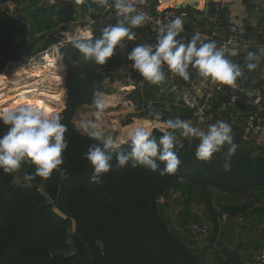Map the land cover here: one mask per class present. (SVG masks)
<instances>
[{
	"label": "trees",
	"instance_id": "trees-1",
	"mask_svg": "<svg viewBox=\"0 0 264 264\" xmlns=\"http://www.w3.org/2000/svg\"><path fill=\"white\" fill-rule=\"evenodd\" d=\"M26 6L20 12L23 17L24 12H33L31 35L34 32L46 34L56 26L49 13L45 14L50 7L39 8L37 2L28 0ZM3 23L0 72L6 61L40 52L51 42L48 35L45 38L39 34L27 47L24 42H18L23 26L15 37L10 18L5 17ZM101 30L94 33V38L100 36ZM120 58L113 56L106 65L111 69ZM65 64L66 99L59 113L68 128L65 134L68 148L63 154L65 164L61 166L65 171L54 172L47 181L37 178L31 182L32 186H18L15 181L33 168L22 165L16 174H4L0 170V264H204L192 253L182 233L169 229L159 200L178 190L180 183L255 200V191L264 192V146H249L241 137L234 139L239 149L233 158L232 171L226 173L223 159H217L218 154H214L212 164L199 162L195 157L199 141L181 138L185 147L179 152L182 164L176 175L160 177L158 172L143 167L125 168L107 174L102 187H90L93 168L82 157L90 144L101 141L94 140L91 132L77 130L73 119L80 107L92 105L96 91L103 92L113 83V78L98 74L94 62L84 61L71 49ZM106 76L108 85L103 84ZM219 95L217 102L211 98L206 103L204 118L221 114L226 94ZM145 97L143 91L136 89L129 93V98L140 108ZM242 98L240 102L244 104L246 100ZM234 111L244 120L245 129L250 109ZM176 117L191 120L196 125L200 116H194V111L183 105L176 115H162L161 121ZM132 118L152 119L149 110L142 109L121 122V126L130 125ZM6 131V126L0 123V136ZM153 134L158 138L162 133L153 129ZM53 206L65 216H58ZM151 211L153 215H149Z\"/></svg>",
	"mask_w": 264,
	"mask_h": 264
},
{
	"label": "clouds",
	"instance_id": "clouds-1",
	"mask_svg": "<svg viewBox=\"0 0 264 264\" xmlns=\"http://www.w3.org/2000/svg\"><path fill=\"white\" fill-rule=\"evenodd\" d=\"M86 0H76L84 4ZM99 7L115 10L116 22L101 30L94 38L90 30L83 31L73 40V46L84 61L104 66L117 53L124 54L129 42L138 40L134 29L143 26L146 14L138 9L143 0H94ZM257 3L260 0H256ZM89 12L94 9L89 8ZM184 20L177 16L160 29L155 42L138 43L126 52L130 67L139 73L142 80L152 86L166 85L167 74L175 75L187 81L190 68L202 78L204 84L219 87H238V81L244 75L240 64L230 59L229 52L217 45L215 41L203 40L198 35L184 38ZM246 68L256 70L264 62V45L255 51L245 46ZM107 76L103 80L108 85ZM164 87L160 88L163 92ZM175 90L174 88L172 89ZM96 116L102 117L105 107L103 93H95ZM149 116L156 122L155 127L162 133L158 138L153 134V127L142 123L133 127L127 134V140L117 141L112 136L94 134L93 139L101 141L92 143L83 154L93 168L89 185L103 186L111 171H123L125 168L143 167L160 177L174 176L182 164L180 150L186 140H198L195 149L197 161L212 164L214 154L223 159V170L228 173L233 168V158L239 145L234 141L231 125L226 121H216L206 128L194 125L191 120H165L162 124L159 112H150ZM0 123L7 131L0 136V170L4 174H16L22 165L34 170L24 173L27 183L47 181L54 172L65 171L64 153L68 148L66 139L67 125L61 116L42 109L39 105L27 101L11 107L0 109ZM204 123L203 115L199 124ZM127 144V147H123ZM161 164L163 167H161Z\"/></svg>",
	"mask_w": 264,
	"mask_h": 264
},
{
	"label": "crops",
	"instance_id": "crops-1",
	"mask_svg": "<svg viewBox=\"0 0 264 264\" xmlns=\"http://www.w3.org/2000/svg\"><path fill=\"white\" fill-rule=\"evenodd\" d=\"M22 1L23 2L17 0L14 2L15 8L13 7V9L15 11H22L27 7L26 0ZM178 1L183 2L185 0ZM8 5L11 6L10 3ZM197 5L196 8H186L188 18L184 20V24L187 23L190 26L203 29L216 28L224 34L227 24L233 22L240 27L243 43L249 50L255 51L259 45H264V38L257 32L264 19V0H260L259 3H257L256 0H223L222 10L220 12V15L223 17L221 20H217V14L210 12L207 14L204 13L205 0H197ZM37 6L39 8L42 7L38 2ZM2 7L4 8L6 6L3 5ZM89 8L94 9V11L89 12ZM99 9L100 7L94 0H86L84 4H77L76 1H73L72 3L61 2L58 5L50 6L48 10L50 12L49 16H51L52 21L56 23L54 28L46 32L48 35L47 39H51L50 44L55 41V38H59L62 34L73 32L78 27L87 23L88 20L93 19L97 15ZM32 13L24 12V17L22 13L23 28L21 29V35L18 37V42H24L27 47L31 43L30 38L32 35L30 34V28L33 24L30 15ZM216 21H219V24L221 23L220 25L223 26V29L218 27ZM224 21H227V24L224 23ZM11 23L13 27L12 20ZM3 24L4 23H2V26ZM105 26L107 25L91 28L92 36L94 37V33L103 29ZM143 28L144 27L141 26L140 28L134 29V31H136L137 34H141ZM0 31H3V27H0ZM39 34L40 33H38V37ZM184 38L186 40L188 39L186 35H184ZM70 49L72 51H77L74 46ZM127 50L131 51L129 47H127L125 51ZM34 53H36V51L28 55H33ZM26 56L27 53L23 54L18 60L6 62L18 64V62ZM114 56H119L121 58L117 62L115 61L111 69L107 65H97L95 68L98 74H101L99 71L103 67L106 69L105 74L113 78V83L110 86H114L115 83H117L116 79L121 73L129 74L131 71V62L127 60L126 55L124 56V54L117 50ZM245 56V48L231 49L230 51V59L240 64L244 69L242 79L246 87L245 96L264 108V62H261L256 70L249 71L245 66ZM238 60L240 62H237ZM62 67H64L63 77L65 79L67 66L64 63ZM189 71V80L185 81L178 77L170 89H167L166 85L152 86L143 80V87L137 90L143 91L146 94L144 101L151 100L153 102L149 113L159 112L161 116L176 115V111L181 109L184 105L183 99L192 100L198 105L203 104L204 93L209 84H204L202 78L194 69L190 68ZM161 87L165 88L163 92L160 91ZM173 88L175 89L174 91L172 90ZM124 89L127 88L125 87ZM124 89L122 90L124 91ZM175 91H178V93H175ZM225 91L226 86L219 87L213 85V93L211 96L213 102L218 101L219 94L222 93L225 96ZM104 92L105 90L102 92L104 104L105 102L117 103V105L120 104L119 95L115 93L105 94ZM129 93L124 96L127 97L128 100L131 99L129 98ZM63 98L66 99V90L65 93H63ZM242 99L246 100L244 96ZM131 101L135 102L132 99ZM64 103L65 101H63L62 110L64 108ZM90 108L91 105L80 107L74 119L83 112L84 115L82 116L84 120H86L87 113H85V110ZM126 108L128 109L127 106ZM203 112L204 109L201 113L195 115L194 111V116H200ZM94 118V126L90 127V129H92H89V131L92 132L93 130L99 129L103 133L110 134V132H112L113 138L117 141L126 140L129 132L127 128L130 126H138L145 123L146 120L152 122L153 129L159 130V128L155 127L156 122L153 118H132V123L125 127L121 126V120H123L124 115L115 116L110 119L109 122L105 121L103 124L104 127H100L104 117L98 118L95 115ZM74 119L73 122H75ZM219 120L226 121L231 125L234 139L241 137L249 146H264V128L258 131L246 132L244 127H242V122H244V120L241 121L234 110L221 112V114L216 113L209 115L207 118H204L203 124H199L198 120L196 125L206 128L209 124ZM159 123L162 124L163 122L160 120ZM178 187V190L169 192L163 199L159 200V206L167 215L173 212L176 213L175 217L171 216V219H167L169 229L182 233L192 253L204 264L251 263L255 254L264 246V192L260 190L255 191L254 196L256 199L254 200L248 196L238 197L227 193H220L212 188L191 187L184 183H180ZM198 209L199 212H197ZM193 225L207 227L206 235L192 230L191 227Z\"/></svg>",
	"mask_w": 264,
	"mask_h": 264
},
{
	"label": "built area",
	"instance_id": "built-area-1",
	"mask_svg": "<svg viewBox=\"0 0 264 264\" xmlns=\"http://www.w3.org/2000/svg\"><path fill=\"white\" fill-rule=\"evenodd\" d=\"M15 1L17 0H5L4 2L0 0V21L4 20L5 17L11 18L14 29L18 31L22 27L23 18H22V13L20 11L17 10L15 11L13 9V7L15 8V4H14ZM28 1L38 2L40 4L42 3L45 6L50 7V6L58 5L61 2L72 3L73 1L76 0H28ZM9 3L11 6L8 5ZM180 3L181 2L178 0H143V3H138V9L146 14V20L143 24L144 27L143 32H141V34H137L138 40L134 42H129L128 47L132 49V47H134L135 44L138 43L155 42L156 36L160 32V29L163 28L168 23H170L177 16H181L183 20H186L188 18V12L186 8L185 9L175 8V6L179 5ZM3 5H5L6 7L3 8L2 7ZM115 22H116L115 10L106 7H100L97 15L93 19L88 20L87 23H85L81 27H78L75 31L62 34L59 38H55V41L51 43L49 46H47L44 50L34 53L33 55L26 56L28 58L27 63H24L20 60L18 64H20L21 68L25 70H30L31 68H40V67L42 69L48 68L54 70V67H57L59 65H64L68 52L70 51V48L73 47L72 42L79 34H81L83 31L86 30L91 31V28L93 27L109 25ZM184 29H185L184 35H186L188 39H190L193 35H198L201 37V39L205 41L207 40L215 41L218 46L224 47L229 52V54L231 49L245 48L241 36L242 31L240 27L234 24L233 22L227 24L224 34H222V32L216 28L203 29V28L190 26L187 23L184 24ZM257 32L259 35H261L264 38V19ZM48 57L50 58L48 59ZM50 59H53V61L52 62L46 61V60L50 61ZM10 63L12 62H6L4 68H6ZM99 72H101V74H105L106 69L103 67ZM128 78L133 80V85H129V88H131L132 90L127 91V93L143 87L144 81L140 77L139 73L135 72L133 69H131V71L129 72ZM167 78L168 80L166 82V86L167 89H170L178 77L169 73L167 74ZM9 85H12V82H10ZM213 85L214 84L209 83V86L207 87L204 93V102L202 105H198L192 100L183 99L184 106L192 111H195V115L201 113L205 108L206 105L205 103H207V101L210 100L212 96ZM20 86L23 87L26 85L25 83H23ZM35 88L36 85L32 90H34ZM37 89L40 90V88ZM175 93H178V91H175ZM225 94H226V100L222 105L221 112H226L228 110H236L237 103L240 102L241 97L245 96L246 94V87L243 79L241 78L238 81V87L236 89H232L226 86ZM152 104L153 102L151 100L144 101L143 104H141V108H140L136 101L133 102L131 100H128L126 102V106L128 107V109L135 114L141 112L142 109L150 110ZM244 105L245 108L250 109V112L247 111L249 112V114L247 115L245 120V131L246 132L258 131L259 129L264 128V108L256 104L253 100L249 98L244 102ZM191 229L199 232L202 235H206L207 232L206 227H200L197 225H193ZM249 264H264V246L255 254L253 261Z\"/></svg>",
	"mask_w": 264,
	"mask_h": 264
},
{
	"label": "rangeland",
	"instance_id": "rangeland-1",
	"mask_svg": "<svg viewBox=\"0 0 264 264\" xmlns=\"http://www.w3.org/2000/svg\"><path fill=\"white\" fill-rule=\"evenodd\" d=\"M41 5H42V7H48V6H45L42 3H41ZM44 10H46V9H44ZM47 13L50 14V12L48 10H46L45 14H47ZM2 23H3V20L0 21V27H3L2 26ZM12 30H13V35L15 37H17L19 35L18 34L19 31L14 30V29H12ZM1 34H2V31H0V35ZM40 34L43 35V37H45L47 35L44 32H42ZM37 38H38V32H34L32 34V36H31V38H30V42L36 41ZM45 38H47V37H45ZM3 71L1 73H3ZM43 74H44V77H45V75H46L45 69H43ZM62 78H63V74H62V76L60 78V81H61L60 84L61 85L60 84L59 85H56L55 82H53L52 80L47 79V78L46 79H43V80H45L43 82L40 81L41 78H35V79L31 80L30 82L25 83V84L31 85V86H35L36 85V89L37 88H40V90H45V91H48V92H53L52 93L53 95H58L59 96L58 99H60L59 101L61 103L59 101H56V100L49 101V103H46V102H37V101L31 100V99L26 100V101L29 102V103L37 104L42 109L47 110L49 112L59 114V112L62 110L63 101H65V99L63 98V93H65V90H66L65 87H64L65 79L63 78L64 79L63 80ZM1 80L4 81L5 83L7 82V79H4L3 77H2ZM116 80H117V83H115L114 86L107 87L105 89V92L104 93L105 94L115 93V94L119 95V97H120L119 98L120 99L119 100L120 101V104L117 105V103H110V102L108 103V102H105V107L103 109V115H102V117H104V118L102 119L103 121L100 124V127H104L103 124L105 123V121L106 122L107 121L109 122V120L112 119V118H114L115 116H118V115H122L123 116L124 115L123 120H121V122H122V121H125L126 119H128V117L135 116L136 115L135 113L129 112L130 110L127 109L126 106H123V105H126V102L128 101V98L127 97H124V96L129 93V92L127 93V91L132 90L131 88L129 90H126L124 88L125 87L126 88H129V85H133V80L130 79V78H128V74L127 73L126 74L121 73L117 77ZM122 89H124V91ZM95 100H96V97L94 99V102L91 105V108L85 110L86 111L85 113H87V115H86L87 117L85 118L86 120H84V117L82 116V115H84L83 112L80 113L79 115H77L76 118L74 119V121H75L74 122L75 128L77 130H79L80 132H91V131H89V129H90V127H93L94 126L93 125L94 122H95L94 116L96 115V112H97V108L95 106ZM23 102H25V100H23L21 102H17V103H12L10 105H6L3 108L11 107V106H14V105H19V104H21ZM56 102H59V103H56ZM3 108H0V109H3ZM91 133L92 134H101L102 136H112L113 137L112 132H110V134L103 133L99 129L98 130H93ZM126 140H127V137H126ZM14 184L15 185H18V186H32V183L25 182L24 179H23V177L17 179ZM53 208H54V212L58 216H60V217H64L65 216L64 213L57 206H53ZM197 212H199V209L197 210ZM149 215H153L152 211L149 213ZM175 215H176V213L173 212L172 214H169V215L165 214L164 216L167 219L168 218L171 219V216L172 217H175Z\"/></svg>",
	"mask_w": 264,
	"mask_h": 264
},
{
	"label": "bare ground",
	"instance_id": "bare-ground-1",
	"mask_svg": "<svg viewBox=\"0 0 264 264\" xmlns=\"http://www.w3.org/2000/svg\"><path fill=\"white\" fill-rule=\"evenodd\" d=\"M50 57H48L49 59ZM48 62H52L53 59L46 60ZM64 72V69L61 65L54 67L53 69L45 68V77L43 74V69L40 68H31L30 70L22 69L20 65L17 63H10L3 73H0V108L5 107L6 105H10L12 103L21 102L23 100H35L37 102H46L49 103V101L56 100L59 101L58 95H53V92H48L45 90H39L34 89V86L27 85L26 86H20L23 83L30 82L31 80L40 77L41 81H45L43 79H50L53 82L56 83V85L60 84V78ZM27 75V76H25ZM2 77L4 79H7V82L5 83L2 81ZM22 77V78H20ZM27 77V78H25ZM22 79V80H21ZM23 81V82H21ZM10 82H12V85H9ZM51 88V87H50ZM23 89V90H22ZM130 88H127L126 90H129ZM25 90V91H24ZM114 97V96H113ZM111 98V97H110ZM118 99V98H116ZM60 102V101H59ZM56 102V103H59ZM61 103V102H60ZM54 104V103H53ZM135 126H130L127 128L128 131H130Z\"/></svg>",
	"mask_w": 264,
	"mask_h": 264
},
{
	"label": "water",
	"instance_id": "water-1",
	"mask_svg": "<svg viewBox=\"0 0 264 264\" xmlns=\"http://www.w3.org/2000/svg\"><path fill=\"white\" fill-rule=\"evenodd\" d=\"M222 3L223 0H205V5H204V13L207 14L208 12L213 13V14H217V20H221V18H223L220 15L221 12V8H222ZM197 5V0H185L183 2H181L179 5H176L175 8L176 9H185L187 7H192V8H196ZM223 20V19H222ZM224 23L227 24V21H224ZM216 24L218 25L219 28L223 29L222 25L219 24V21H216ZM225 24V25H226ZM22 62L27 63L28 62V58L27 57H23L21 59ZM237 108L244 110L245 109V105L241 102L237 103ZM145 123H147L149 126H152V122L149 120H146Z\"/></svg>",
	"mask_w": 264,
	"mask_h": 264
}]
</instances>
